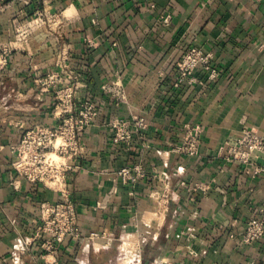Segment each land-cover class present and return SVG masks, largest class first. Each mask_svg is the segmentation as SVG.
Here are the masks:
<instances>
[{
	"label": "crops",
	"instance_id": "crops-1",
	"mask_svg": "<svg viewBox=\"0 0 264 264\" xmlns=\"http://www.w3.org/2000/svg\"><path fill=\"white\" fill-rule=\"evenodd\" d=\"M4 46L12 56L0 73V264H264V237L243 240L263 217L264 156L226 160L244 129L264 136V0H156L153 9L139 0H0ZM191 48L213 55L218 77L200 67L193 85L176 87ZM68 87L75 106L97 112L67 161L83 236L43 258L40 207L62 195L21 177L12 148L30 129L59 127L57 93ZM140 118L147 128L138 131ZM115 119L129 123L131 142L114 141ZM187 125L203 129L196 158L172 152ZM135 166L145 177L125 182L121 170Z\"/></svg>",
	"mask_w": 264,
	"mask_h": 264
},
{
	"label": "built area",
	"instance_id": "built-area-1",
	"mask_svg": "<svg viewBox=\"0 0 264 264\" xmlns=\"http://www.w3.org/2000/svg\"><path fill=\"white\" fill-rule=\"evenodd\" d=\"M139 1L150 4L152 9L155 7L156 0ZM169 19L170 16L166 17L165 22ZM11 56V48L7 46L0 48V73L7 69ZM200 67L210 72L211 80L218 77V72L213 68L212 54L204 53L197 48L189 49L178 64L175 86L193 85L196 82L194 72ZM49 80L55 82L56 77L51 76ZM116 85L114 95L123 98L122 88ZM105 89L110 92L109 88L105 87ZM57 100L56 114L61 120L59 127L57 129L43 127L30 129L24 134L21 142L12 148L15 155L12 165L21 177L31 183H43L62 195V201L46 202L40 207L41 224L38 227L36 239L41 243L43 258L56 257L59 246L65 241L80 240L83 236L76 205L70 198L67 185L66 175L70 170V164L67 161L78 150L79 136L97 116L94 106L89 102L75 106L72 87L60 90L57 93ZM136 125L135 128L138 131L147 128L143 118H140ZM111 127L116 143L131 142L133 135L129 123L115 119L111 122ZM202 140L203 129L199 125H187L181 142L172 148V152L196 158L200 154ZM253 155L264 156V136L258 135L253 130L244 129L237 140L229 144L226 160L247 163ZM258 172L263 173L264 166ZM120 175L125 182L145 177L144 171L138 166L124 168ZM262 214V219H253L248 223L243 239L245 243L249 244L264 237V209ZM98 236V234H93L90 238L94 239Z\"/></svg>",
	"mask_w": 264,
	"mask_h": 264
},
{
	"label": "rangeland",
	"instance_id": "rangeland-1",
	"mask_svg": "<svg viewBox=\"0 0 264 264\" xmlns=\"http://www.w3.org/2000/svg\"><path fill=\"white\" fill-rule=\"evenodd\" d=\"M58 159V158H57ZM59 160V159H58Z\"/></svg>",
	"mask_w": 264,
	"mask_h": 264
}]
</instances>
